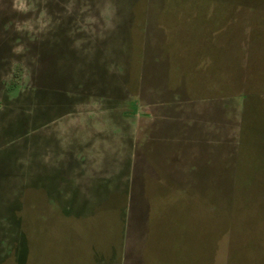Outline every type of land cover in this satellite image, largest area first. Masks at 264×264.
Instances as JSON below:
<instances>
[{"label":"rangeland","instance_id":"rangeland-1","mask_svg":"<svg viewBox=\"0 0 264 264\" xmlns=\"http://www.w3.org/2000/svg\"><path fill=\"white\" fill-rule=\"evenodd\" d=\"M207 31L214 68L261 99L262 143L231 147L232 173L149 158L147 106L131 103L161 43ZM140 217L161 248H201L196 264L213 243L211 264H264V0H0V264H137Z\"/></svg>","mask_w":264,"mask_h":264},{"label":"crops","instance_id":"crops-1","mask_svg":"<svg viewBox=\"0 0 264 264\" xmlns=\"http://www.w3.org/2000/svg\"><path fill=\"white\" fill-rule=\"evenodd\" d=\"M207 33L210 35L209 40L203 42H184L177 45L161 43V56L147 58L144 67L141 66L139 82L141 85L144 83L147 95L143 96L140 92L137 99L131 100V103L144 100L147 106L146 119L153 120L146 122L145 127L146 152L152 155L149 158L169 161L174 160L172 154L178 152L180 156L187 153L194 157V171L232 173L234 158L229 157H233L234 152L231 147L237 146V155L240 147L248 142L262 143L256 134L263 130L252 117L255 107L259 108L261 99L259 95L253 97L257 91L236 92L229 74L232 70L226 72L225 68H214L212 43L217 37L212 36V31ZM205 43H208L207 46ZM180 48L184 52L176 51ZM187 54L190 56L186 57ZM204 73L206 77L209 76L207 81H202ZM212 73L217 75L216 82L210 80ZM220 73L225 74L219 76ZM110 77L113 78L111 80L113 83H108V86L112 90V95L115 98L122 96L121 74L116 70ZM225 77L230 80L228 82L231 85L224 81ZM228 85L232 88L228 89ZM91 147L90 143L81 151L91 154V151H96ZM171 147L175 149L178 147V151L171 150ZM101 151H103L101 148L97 150V155L106 154ZM182 171L186 169L183 168ZM148 218L141 220L140 217L133 220L146 223L145 240L142 248L136 250L139 251L136 256L137 264H196L195 259L203 253L201 248L197 251H170L161 248L163 243L153 242L154 234L151 235ZM156 245H161L160 249L157 250ZM214 250L217 249L213 243L207 253L211 259L210 264Z\"/></svg>","mask_w":264,"mask_h":264},{"label":"trees","instance_id":"trees-1","mask_svg":"<svg viewBox=\"0 0 264 264\" xmlns=\"http://www.w3.org/2000/svg\"><path fill=\"white\" fill-rule=\"evenodd\" d=\"M185 236H188L187 234H184ZM186 241H189V240H186ZM201 244V243H200ZM203 246H204V243H203ZM150 248V247H149ZM189 251H195V250H189ZM235 252V255H237V257H239V259H240V256H243L244 255V253H243V251L239 254L237 251H234ZM237 260V259H236ZM239 261V260H238Z\"/></svg>","mask_w":264,"mask_h":264}]
</instances>
